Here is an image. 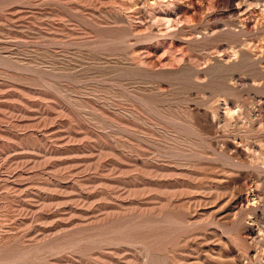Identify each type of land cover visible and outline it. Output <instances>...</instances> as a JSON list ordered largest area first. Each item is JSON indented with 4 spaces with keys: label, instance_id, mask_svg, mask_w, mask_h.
I'll return each instance as SVG.
<instances>
[{
    "label": "rangeland",
    "instance_id": "rangeland-1",
    "mask_svg": "<svg viewBox=\"0 0 264 264\" xmlns=\"http://www.w3.org/2000/svg\"><path fill=\"white\" fill-rule=\"evenodd\" d=\"M0 264H264V0H0Z\"/></svg>",
    "mask_w": 264,
    "mask_h": 264
}]
</instances>
